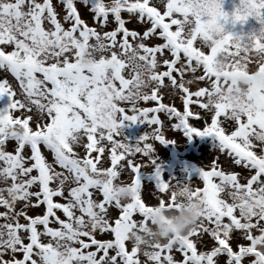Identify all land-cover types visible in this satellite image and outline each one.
Segmentation results:
<instances>
[{"label": "rangeland", "instance_id": "1", "mask_svg": "<svg viewBox=\"0 0 264 264\" xmlns=\"http://www.w3.org/2000/svg\"><path fill=\"white\" fill-rule=\"evenodd\" d=\"M263 2L0 0V264H264Z\"/></svg>", "mask_w": 264, "mask_h": 264}, {"label": "water", "instance_id": "2", "mask_svg": "<svg viewBox=\"0 0 264 264\" xmlns=\"http://www.w3.org/2000/svg\"><path fill=\"white\" fill-rule=\"evenodd\" d=\"M259 6L262 7L264 10V3H261ZM115 70H116V75L119 76L120 75V67L118 65H115ZM55 72H56L55 67H46L43 69L44 76H46L50 79L53 78ZM85 113L89 114L90 112L88 110H85Z\"/></svg>", "mask_w": 264, "mask_h": 264}, {"label": "bare ground", "instance_id": "3", "mask_svg": "<svg viewBox=\"0 0 264 264\" xmlns=\"http://www.w3.org/2000/svg\"><path fill=\"white\" fill-rule=\"evenodd\" d=\"M0 151H1V150H0ZM200 196H201V195H199V194L196 195V201L199 200Z\"/></svg>", "mask_w": 264, "mask_h": 264}]
</instances>
